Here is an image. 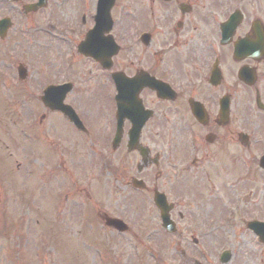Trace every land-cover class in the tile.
Segmentation results:
<instances>
[{
    "label": "flooded vegetation",
    "instance_id": "obj_1",
    "mask_svg": "<svg viewBox=\"0 0 264 264\" xmlns=\"http://www.w3.org/2000/svg\"><path fill=\"white\" fill-rule=\"evenodd\" d=\"M69 2L0 0V115L24 118L29 149L44 145L45 132L62 144L69 134H93L100 173L128 195L162 192L177 225L188 220L183 232L196 230L193 219L204 226L189 207L204 197H213L215 231L242 217L236 204L264 213V0H149L147 16L113 21L120 49L109 70L78 51L93 23L90 13L82 22L61 20ZM93 68L94 88L114 87L115 71L121 82L134 79L130 94L119 104L101 94L93 102ZM64 108L79 117V130ZM104 114L106 137L96 124ZM70 154L59 155L65 162ZM232 194L238 203L230 205ZM149 210L161 226L158 208Z\"/></svg>",
    "mask_w": 264,
    "mask_h": 264
},
{
    "label": "rangeland",
    "instance_id": "obj_2",
    "mask_svg": "<svg viewBox=\"0 0 264 264\" xmlns=\"http://www.w3.org/2000/svg\"><path fill=\"white\" fill-rule=\"evenodd\" d=\"M69 3L65 5V13L59 14L61 20L74 22L79 11L82 22L92 11L94 0H71ZM117 4L113 8L115 22L125 17L131 22V17L138 12L141 16L148 15L143 14L149 0H118ZM73 28L77 31L76 27ZM96 74L93 68L90 76L92 96L95 97L93 102L101 98L98 88H94L93 81L98 78ZM89 81L86 80L87 83ZM101 92L104 97L113 96L109 86L101 87ZM2 110L4 107L0 105ZM84 112H87L86 117L93 116L87 107ZM101 117L96 124L100 126L102 136L106 137L109 133L107 116ZM94 121L92 119V123ZM24 122V118L15 122L14 119L0 117V264H264V243L258 241L244 222H230L227 229L215 232L212 228L213 197L201 198L189 206L194 208L193 211H199L204 226L200 227L202 223L193 219L192 225L196 230L189 227L183 232L188 221L184 218L178 222L177 232L169 235L160 228L156 216L142 217L143 222L140 221L141 209L153 206L137 192L131 195L122 193L123 184L112 181L113 190L106 194L103 181H108V178L104 177L105 174L96 173L100 170L96 156H99L101 145L95 144L93 134L85 139L76 134L72 140L69 134V140L62 144L57 135L52 143L47 136L49 133L45 132L41 156L34 152L39 159H33L31 155L29 161L26 158L29 146L21 136L26 130ZM252 127L256 128L254 124ZM51 134L55 136L56 133L52 131ZM258 134L262 135L260 131ZM64 150L74 154L67 155L65 162L59 155ZM58 166H61L60 171L56 169ZM76 168L78 174L87 171V176L93 178L87 180V184L86 179H82L70 188L66 184L63 186L62 179L73 177ZM205 170L200 169L199 174ZM116 186H121L120 194ZM57 198L60 199L57 200V208L50 212L49 207L48 211V205ZM234 200L232 194L229 204ZM180 201L182 204L178 209L183 211V200ZM235 202L238 203L237 200ZM98 210L110 216L127 218L130 222L128 230L119 233L104 226L103 218L97 217ZM235 211L243 214V219L264 214L258 210L245 211L238 204ZM189 234L199 236V242L192 243L186 239L183 243V235ZM224 247L231 251V255L227 262L221 263L218 253ZM102 254L103 263L100 260Z\"/></svg>",
    "mask_w": 264,
    "mask_h": 264
},
{
    "label": "water",
    "instance_id": "obj_3",
    "mask_svg": "<svg viewBox=\"0 0 264 264\" xmlns=\"http://www.w3.org/2000/svg\"><path fill=\"white\" fill-rule=\"evenodd\" d=\"M114 0H99L98 2V13L96 16V26L95 28L89 32V34L93 33V37L95 38H99L101 36V33H103L104 30H108L111 26V19H110V8L113 4ZM109 39H106V41H108ZM104 43V42H103ZM103 43L101 44H97V42L93 43L92 45V54L96 53L99 54L101 53V49L103 48ZM111 43L110 41L107 43V49L106 52H108V54L110 55L112 53V47L110 46ZM83 48V47H82ZM95 56V55H93ZM118 89V87H117ZM117 97H121V93L117 95ZM160 203H158L159 205ZM164 218V226L166 227V229L172 231L173 230V226H172V222L169 220V218L167 217L166 214L163 215ZM117 226V225H116ZM258 235H259V239L261 241H264V224H253L252 226H250ZM118 229H123L122 227H118ZM229 254H226L225 256V260L227 259Z\"/></svg>",
    "mask_w": 264,
    "mask_h": 264
}]
</instances>
